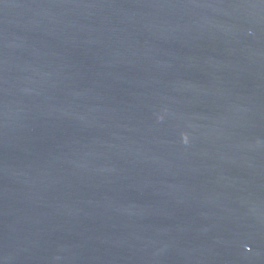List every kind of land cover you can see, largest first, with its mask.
<instances>
[{"label": "water", "instance_id": "95a60500", "mask_svg": "<svg viewBox=\"0 0 264 264\" xmlns=\"http://www.w3.org/2000/svg\"><path fill=\"white\" fill-rule=\"evenodd\" d=\"M0 264H264V0H0Z\"/></svg>", "mask_w": 264, "mask_h": 264}]
</instances>
